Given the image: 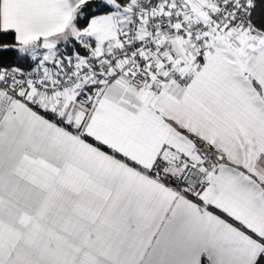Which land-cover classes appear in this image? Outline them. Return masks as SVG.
I'll return each mask as SVG.
<instances>
[{
  "label": "snow or ice",
  "instance_id": "obj_1",
  "mask_svg": "<svg viewBox=\"0 0 264 264\" xmlns=\"http://www.w3.org/2000/svg\"><path fill=\"white\" fill-rule=\"evenodd\" d=\"M0 264H264V0H0Z\"/></svg>",
  "mask_w": 264,
  "mask_h": 264
}]
</instances>
